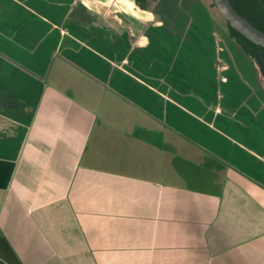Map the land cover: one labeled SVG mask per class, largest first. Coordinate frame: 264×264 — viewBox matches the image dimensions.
Returning <instances> with one entry per match:
<instances>
[{"label": "crops", "instance_id": "0c3cea01", "mask_svg": "<svg viewBox=\"0 0 264 264\" xmlns=\"http://www.w3.org/2000/svg\"><path fill=\"white\" fill-rule=\"evenodd\" d=\"M124 3L0 0L1 235L20 264H264L258 64L207 0Z\"/></svg>", "mask_w": 264, "mask_h": 264}, {"label": "trees", "instance_id": "16d2710c", "mask_svg": "<svg viewBox=\"0 0 264 264\" xmlns=\"http://www.w3.org/2000/svg\"><path fill=\"white\" fill-rule=\"evenodd\" d=\"M135 5L144 11L153 10L158 0H133ZM232 6L238 14L246 18L254 26L264 32V0H230ZM213 6L214 3H213ZM227 34L243 51L251 57L259 66L260 72L264 78V48L258 46L238 31L233 29L230 24L223 18ZM0 257L8 264H20L9 243L0 233Z\"/></svg>", "mask_w": 264, "mask_h": 264}, {"label": "water", "instance_id": "95a60500", "mask_svg": "<svg viewBox=\"0 0 264 264\" xmlns=\"http://www.w3.org/2000/svg\"><path fill=\"white\" fill-rule=\"evenodd\" d=\"M213 3L230 26L252 43L264 48V32L237 13L230 0H213Z\"/></svg>", "mask_w": 264, "mask_h": 264}, {"label": "rangeland", "instance_id": "374dc122", "mask_svg": "<svg viewBox=\"0 0 264 264\" xmlns=\"http://www.w3.org/2000/svg\"><path fill=\"white\" fill-rule=\"evenodd\" d=\"M118 1H119V5H121L122 7L128 6L127 4L124 3V1H129V0H118ZM207 1L210 2L209 3L210 8L213 9L218 14V17H219L220 21L225 24V22H224L223 18L221 17L219 11L217 10V8L215 6H213V0H207ZM112 7L118 8L115 5H113ZM106 10H107L106 13H108L109 9H106Z\"/></svg>", "mask_w": 264, "mask_h": 264}]
</instances>
